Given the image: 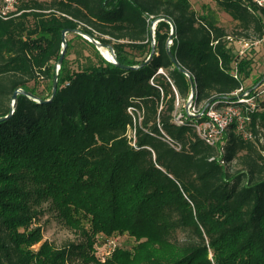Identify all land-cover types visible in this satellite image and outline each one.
<instances>
[{"label":"trees","instance_id":"16d2710c","mask_svg":"<svg viewBox=\"0 0 264 264\" xmlns=\"http://www.w3.org/2000/svg\"><path fill=\"white\" fill-rule=\"evenodd\" d=\"M214 1L242 35L264 39L263 6ZM4 5L0 118L18 89L35 98L19 93L0 121V264H264V106L235 94L252 58L238 62L236 78L230 34L213 15L190 0H18L3 13ZM64 30L139 67L108 60L77 34L96 59L72 69L64 57L58 68ZM177 95H193L201 113L211 101L207 110L248 106L254 138L232 125L221 142L207 143L195 126L205 113L178 116ZM46 204L81 231L80 242L36 248L43 230L32 225ZM115 233L137 244L103 261L94 245Z\"/></svg>","mask_w":264,"mask_h":264},{"label":"rangeland","instance_id":"374dc122","mask_svg":"<svg viewBox=\"0 0 264 264\" xmlns=\"http://www.w3.org/2000/svg\"><path fill=\"white\" fill-rule=\"evenodd\" d=\"M193 8L199 14H210L213 15L218 23L224 26L229 32L231 39L228 37V44L232 48L234 55L237 57L239 50L242 47L240 41L248 40L250 42H258L253 44L250 49L247 51V57L252 58V64L250 67V76L244 79L243 89L245 93H248L251 96V102L254 106L261 107L264 106V39H257L255 37L246 38L244 33L237 26V22L233 20V18L220 9L217 3L214 0H190ZM264 19V15H263ZM241 32V33H240ZM83 35L80 32L70 33L67 35L68 40H73L72 45L68 50L65 51V59L68 61V65L72 68H78L82 64H85L89 57L95 58V52L93 48H90L81 38L76 35ZM86 36L85 38H87ZM75 38V39H74ZM173 40L169 39V44L172 45ZM100 52L103 56H106L103 52V49H110L99 46ZM111 52V51H110ZM131 55L136 58V60H143L146 58V55H141L139 52L134 51L131 52ZM59 65V64H58ZM58 68H60L58 66ZM39 90H41L42 94H47L48 90H46L45 85L40 86ZM241 94V93H239ZM177 106H178V116L187 111L194 112L191 105V98L187 101L184 99H179L177 95ZM193 104V103H192ZM198 108V107H197ZM177 116V118H179ZM133 131H130L132 134ZM48 204H46L45 213L41 215L32 225L33 228L41 227L43 230V240L36 245L38 248L44 241H49L53 245L57 247L64 246L68 242H80L83 239V235L80 230H76L66 226L57 216V213L48 208ZM86 227L90 226V223L87 220H84ZM179 238L184 239L187 237L186 232H179ZM109 240V242H108ZM137 241L135 238L131 237L129 234H120L115 233L111 236H106L104 234L99 235V240L94 245L95 254L101 257L103 261L105 259L102 257L104 254L107 257H112V252L117 247H122L124 249L131 250Z\"/></svg>","mask_w":264,"mask_h":264},{"label":"built area","instance_id":"2783aa9c","mask_svg":"<svg viewBox=\"0 0 264 264\" xmlns=\"http://www.w3.org/2000/svg\"><path fill=\"white\" fill-rule=\"evenodd\" d=\"M258 5L264 7V0H254ZM5 5L3 6V13L7 11L13 10L15 8V4L18 0H4ZM231 39V37H229ZM242 44L241 49L239 50L237 61L234 63L233 74L236 78H240V73L238 71V62L247 55V51L250 47L258 42H250L248 40L240 41ZM244 91L243 87L239 89L235 94L239 97L240 101L245 103L248 106L256 107L251 102V96L248 93L239 94ZM192 98V96L190 97ZM193 100L191 101V105L194 112H191L193 115H200V108H197L194 105ZM248 106H222L216 107L214 104L205 112L206 119L201 122L196 123V128L201 135V137L209 144L216 145L221 142L224 133L229 129L230 126L235 125L238 132L242 133L246 139L254 138L253 132L249 130L248 125L250 123V115L246 112L249 109ZM245 107V111H244ZM109 242V240H108ZM104 259L107 256L104 254L102 256Z\"/></svg>","mask_w":264,"mask_h":264},{"label":"water","instance_id":"95a60500","mask_svg":"<svg viewBox=\"0 0 264 264\" xmlns=\"http://www.w3.org/2000/svg\"><path fill=\"white\" fill-rule=\"evenodd\" d=\"M160 20H162V19L154 20V21L152 22V24H151V33H152V35H153L154 40H155V28H156V25H157L158 21H160ZM167 20L169 21V23L172 24V21H171L170 19H167ZM77 32H80L81 34H84V33L81 32L80 30H77ZM67 33H68V30H64V33H63L64 44H63L62 55H61L60 60H59V65H58L59 67H60L61 64L63 63L64 56H65V51H66V48H67V38H66ZM84 35H85V37L88 36L87 39H89V40L95 42V43L97 44L98 47H99V46H103V47H105L104 44H101L98 40L94 39L93 37H91V36H89V35H87V34H84ZM171 39H172V38H171ZM110 51H111L112 58H109V57H107V56H105V57H106L108 60H111V61H113L114 63L120 65V64L118 63V61H117V56H116L115 50H114V49H110ZM154 53H155V46H153L152 51H151V54H150L149 58L146 60V62H148V61L152 58V56L154 55ZM103 55H104V54H103ZM170 55H171L173 61H174V62H177L176 58L173 56V54L171 53V51H170ZM146 62H145V63H146ZM120 66L125 67V68H127V69H132V68H138V67H139V66H126V65H120ZM182 70H184V69L182 68ZM191 80H192V82L194 83L193 78H191ZM57 90H58V76H56V78H55V82H54V86H53V96L50 98V100L56 95ZM194 92H195V87H193V95H194ZM19 93H24V94H27V95H28L29 97H31V98H35L34 95H33L32 93H30V92H26V91H24L23 89H18L17 91H15V93H14V95H13V97H12V110H11V112H10L9 115L5 116V118L10 117V116L14 113V111H15V107H16V104H17V97H18V94H19ZM193 95H192L191 101L193 100ZM211 104H212V101H211V102H210V103L204 108V110H203L202 113H205V111L207 110V108H208ZM202 113H201V114H202ZM5 118H3V119H5ZM3 119L0 118V121L3 120Z\"/></svg>","mask_w":264,"mask_h":264},{"label":"bare ground","instance_id":"6f19581e","mask_svg":"<svg viewBox=\"0 0 264 264\" xmlns=\"http://www.w3.org/2000/svg\"><path fill=\"white\" fill-rule=\"evenodd\" d=\"M103 52L105 53V55L109 58H112L111 52L107 49H103Z\"/></svg>","mask_w":264,"mask_h":264}]
</instances>
